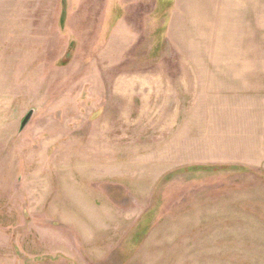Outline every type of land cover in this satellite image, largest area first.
<instances>
[{
    "label": "rangeland",
    "instance_id": "1",
    "mask_svg": "<svg viewBox=\"0 0 264 264\" xmlns=\"http://www.w3.org/2000/svg\"><path fill=\"white\" fill-rule=\"evenodd\" d=\"M0 114V264H264V0H0Z\"/></svg>",
    "mask_w": 264,
    "mask_h": 264
},
{
    "label": "crops",
    "instance_id": "2",
    "mask_svg": "<svg viewBox=\"0 0 264 264\" xmlns=\"http://www.w3.org/2000/svg\"><path fill=\"white\" fill-rule=\"evenodd\" d=\"M9 110H11V107H7L6 108V111H9ZM1 116H2V114H0V118H1ZM25 118V117H24ZM24 118H23V120H24ZM23 120H22V122H23ZM22 122H21V126H20V124H19V126H18V130L16 131L17 133H19L21 136H22V134L21 133H23V131L25 130V126L23 127V125H22ZM8 123H11V126L14 128V126H16V118H14L13 119V117H12V119L10 120V122H8ZM2 123H1V121H0V125H1ZM13 135L15 136V132L13 133ZM18 144H20L19 145V148H21L20 150H22L23 149V151L21 152L22 154H24V150H25V146H24V142H22V143H18ZM29 148V147H28ZM4 150V151H3ZM8 153V151L7 150H5V149H0V157L1 156H4L5 154H7ZM20 153V154H21Z\"/></svg>",
    "mask_w": 264,
    "mask_h": 264
},
{
    "label": "water",
    "instance_id": "3",
    "mask_svg": "<svg viewBox=\"0 0 264 264\" xmlns=\"http://www.w3.org/2000/svg\"><path fill=\"white\" fill-rule=\"evenodd\" d=\"M34 114V111L31 110L24 118L23 122H22V125L23 127L26 126V124L30 121L31 117L33 116Z\"/></svg>",
    "mask_w": 264,
    "mask_h": 264
}]
</instances>
